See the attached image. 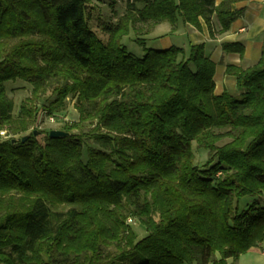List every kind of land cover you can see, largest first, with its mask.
Wrapping results in <instances>:
<instances>
[{
  "label": "trees",
  "instance_id": "trees-1",
  "mask_svg": "<svg viewBox=\"0 0 264 264\" xmlns=\"http://www.w3.org/2000/svg\"><path fill=\"white\" fill-rule=\"evenodd\" d=\"M241 1L127 0L103 41L91 0H0V264H237L262 244L264 52L226 67L241 92L231 97L215 94L204 45L144 38L162 23L210 28L213 16L224 33ZM131 33L140 58L122 42ZM17 80L31 96L15 114L6 83ZM68 97L78 121L59 129L73 135L33 136L40 115L63 118Z\"/></svg>",
  "mask_w": 264,
  "mask_h": 264
},
{
  "label": "crops",
  "instance_id": "crops-1",
  "mask_svg": "<svg viewBox=\"0 0 264 264\" xmlns=\"http://www.w3.org/2000/svg\"><path fill=\"white\" fill-rule=\"evenodd\" d=\"M223 1L215 0V5ZM232 9L241 13L224 33H219L221 26L214 16L211 18L210 28L203 20H200L198 28L179 23L171 31L168 23L156 26L149 36L154 42H160V48L153 49L178 47L188 52L192 45H204L205 55L215 64V94L226 93L231 97H238L241 92L235 78L226 73V67L232 65L247 69L261 60L264 52V0L241 1L235 3ZM224 44H240L242 53H226L222 50ZM251 250L264 255L262 244Z\"/></svg>",
  "mask_w": 264,
  "mask_h": 264
},
{
  "label": "rangeland",
  "instance_id": "rangeland-1",
  "mask_svg": "<svg viewBox=\"0 0 264 264\" xmlns=\"http://www.w3.org/2000/svg\"><path fill=\"white\" fill-rule=\"evenodd\" d=\"M127 0H91L88 5L87 13H88V22L92 30L97 34V36L103 40H108V34L104 31V25L109 23H115L119 16H121L126 9ZM151 36H146L145 38V47L146 48H160V42H154ZM135 35L131 33L128 37L123 39V44L126 46L129 53L134 55L137 58L142 57L144 54L143 48L135 43L134 41ZM6 89L8 96L12 99L14 103V113L16 114L21 103L28 97L31 96V86L21 80H17L15 82H7ZM49 93L45 96L48 97ZM58 115H61L66 120H68L67 124H71L73 122L78 121V114L74 107V99L68 97L66 99V105L62 112ZM36 127L34 131H49L51 129H59L64 124L59 123H51L48 122L46 116L40 115L38 120L36 121ZM92 126L88 123H84L82 125L83 132H87ZM32 131V130H31ZM37 133V135H38ZM77 134V131H74ZM6 135V131H0V137ZM17 138V136H16ZM40 142H43L44 135H40L38 137ZM196 163L201 165L205 162V155H202L198 152H195ZM251 198H245L240 202V206L244 207L246 203H248ZM264 202V201H263ZM130 225L132 226L133 231L135 232L138 239L143 238L146 235V231L144 227L134 219L131 218ZM262 245L264 248V239L262 241ZM114 251L113 246H109L104 250V254H109ZM218 257V254H216ZM238 264H264V255L261 252H254L253 250H249L248 252L242 254L239 257Z\"/></svg>",
  "mask_w": 264,
  "mask_h": 264
},
{
  "label": "water",
  "instance_id": "water-1",
  "mask_svg": "<svg viewBox=\"0 0 264 264\" xmlns=\"http://www.w3.org/2000/svg\"><path fill=\"white\" fill-rule=\"evenodd\" d=\"M37 131H33V136H37ZM73 135V133L65 132L60 129H51L48 131V138L49 139H61L66 138ZM28 138V135L22 137L21 141L24 142ZM17 139L12 140V143H15Z\"/></svg>",
  "mask_w": 264,
  "mask_h": 264
},
{
  "label": "built area",
  "instance_id": "built-area-1",
  "mask_svg": "<svg viewBox=\"0 0 264 264\" xmlns=\"http://www.w3.org/2000/svg\"><path fill=\"white\" fill-rule=\"evenodd\" d=\"M47 120H48V122L59 123V124H63V123H67L68 122V120H66L64 117L61 118V119H56V118H54L52 116H49V117H47ZM130 222H131V219H128L127 223H130Z\"/></svg>",
  "mask_w": 264,
  "mask_h": 264
}]
</instances>
